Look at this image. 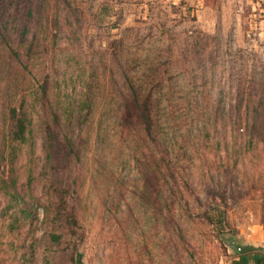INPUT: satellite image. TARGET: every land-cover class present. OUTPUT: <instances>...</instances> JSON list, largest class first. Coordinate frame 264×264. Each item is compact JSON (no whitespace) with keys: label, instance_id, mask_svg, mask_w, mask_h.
Instances as JSON below:
<instances>
[{"label":"rangeland","instance_id":"1","mask_svg":"<svg viewBox=\"0 0 264 264\" xmlns=\"http://www.w3.org/2000/svg\"><path fill=\"white\" fill-rule=\"evenodd\" d=\"M231 239L264 247V0H0V264H231Z\"/></svg>","mask_w":264,"mask_h":264},{"label":"trees","instance_id":"2","mask_svg":"<svg viewBox=\"0 0 264 264\" xmlns=\"http://www.w3.org/2000/svg\"><path fill=\"white\" fill-rule=\"evenodd\" d=\"M138 109H139V118L145 128V132L147 134H151L152 127H153V117H152L151 108L148 102H142V104L138 106ZM13 126H14V135L19 139H23L25 132H26V128H27L25 118L16 117L15 123ZM216 207L218 208L219 206H216ZM208 220L210 223H213V224L217 223V221L213 219L212 216L209 214H208ZM246 254L247 253L238 254L236 258H233L231 264H247L248 261L246 260V256H247ZM253 264H264V258L260 257V255L258 254H254Z\"/></svg>","mask_w":264,"mask_h":264},{"label":"water","instance_id":"3","mask_svg":"<svg viewBox=\"0 0 264 264\" xmlns=\"http://www.w3.org/2000/svg\"><path fill=\"white\" fill-rule=\"evenodd\" d=\"M231 247L238 254L252 252V251H259V250L264 251V247L261 245H255L252 243H240V242L235 241L234 239H231Z\"/></svg>","mask_w":264,"mask_h":264}]
</instances>
